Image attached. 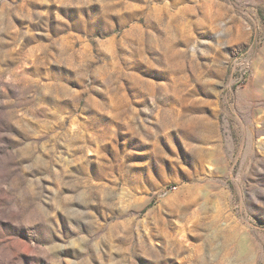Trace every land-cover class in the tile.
I'll list each match as a JSON object with an SVG mask.
<instances>
[{
  "label": "rangeland",
  "instance_id": "374dc122",
  "mask_svg": "<svg viewBox=\"0 0 264 264\" xmlns=\"http://www.w3.org/2000/svg\"><path fill=\"white\" fill-rule=\"evenodd\" d=\"M0 264H264V0H0Z\"/></svg>",
  "mask_w": 264,
  "mask_h": 264
}]
</instances>
